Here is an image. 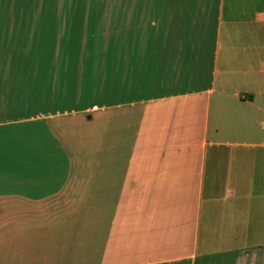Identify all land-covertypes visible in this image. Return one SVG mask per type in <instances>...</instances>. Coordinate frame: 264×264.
<instances>
[{
    "label": "crops",
    "instance_id": "obj_1",
    "mask_svg": "<svg viewBox=\"0 0 264 264\" xmlns=\"http://www.w3.org/2000/svg\"><path fill=\"white\" fill-rule=\"evenodd\" d=\"M78 1L0 0V264H264V0Z\"/></svg>",
    "mask_w": 264,
    "mask_h": 264
},
{
    "label": "rangeland",
    "instance_id": "obj_2",
    "mask_svg": "<svg viewBox=\"0 0 264 264\" xmlns=\"http://www.w3.org/2000/svg\"><path fill=\"white\" fill-rule=\"evenodd\" d=\"M75 1H77L75 2V8H76L79 1L78 0H75ZM106 2H104L103 0H89V7H91L92 14H91L90 29H89L88 45H87L86 53L84 56L85 59H88L90 56H92L91 45L93 41L92 40V24H93V19H94V10L95 8H100L101 5ZM61 19H62V25H60V30H59L60 32H58V39L54 38L53 44L54 42L58 44V56L61 60L64 57H70L73 62H76L77 59L80 58L79 34L76 28H73L72 30V27L69 24L68 16L63 14ZM70 67H71V71L72 70L74 71L77 66L76 64L72 63ZM85 99H86V103H88L93 98H85ZM88 126H89L88 128H84V126H81L80 128L77 125L71 124L69 125V127H67L69 129L64 130L66 133H70V135L73 138H76V139L79 138L78 140L69 139L73 143V146L75 147L77 146V142L80 143L77 148L79 152L81 151V146L83 145H85L87 152H92L93 125L90 124ZM68 138H70V136Z\"/></svg>",
    "mask_w": 264,
    "mask_h": 264
},
{
    "label": "water",
    "instance_id": "obj_3",
    "mask_svg": "<svg viewBox=\"0 0 264 264\" xmlns=\"http://www.w3.org/2000/svg\"><path fill=\"white\" fill-rule=\"evenodd\" d=\"M89 120L91 119V117L88 118Z\"/></svg>",
    "mask_w": 264,
    "mask_h": 264
}]
</instances>
